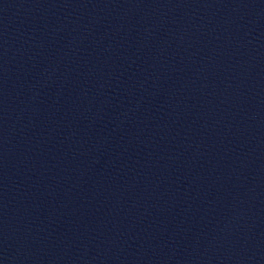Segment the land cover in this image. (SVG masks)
I'll return each instance as SVG.
<instances>
[{
	"label": "water",
	"instance_id": "1",
	"mask_svg": "<svg viewBox=\"0 0 264 264\" xmlns=\"http://www.w3.org/2000/svg\"><path fill=\"white\" fill-rule=\"evenodd\" d=\"M0 264H264V209L128 161L0 141Z\"/></svg>",
	"mask_w": 264,
	"mask_h": 264
}]
</instances>
